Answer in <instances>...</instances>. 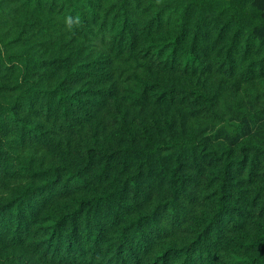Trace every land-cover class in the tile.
<instances>
[{"label":"trees","instance_id":"16d2710c","mask_svg":"<svg viewBox=\"0 0 264 264\" xmlns=\"http://www.w3.org/2000/svg\"><path fill=\"white\" fill-rule=\"evenodd\" d=\"M0 264H264V0H0Z\"/></svg>","mask_w":264,"mask_h":264}]
</instances>
